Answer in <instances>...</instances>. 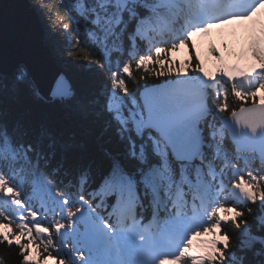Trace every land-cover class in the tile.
Wrapping results in <instances>:
<instances>
[{
    "label": "trees",
    "instance_id": "16d2710c",
    "mask_svg": "<svg viewBox=\"0 0 264 264\" xmlns=\"http://www.w3.org/2000/svg\"><path fill=\"white\" fill-rule=\"evenodd\" d=\"M28 1L37 13L45 45L69 80L73 94L66 100L46 101L21 68L12 75L0 74V127L16 141L31 144L32 155L40 156L42 167L60 180L88 170L93 183L110 167L113 158L121 160L127 169L135 168L137 160L129 155L132 151L126 138L120 139L117 122L105 109V91L110 81L100 59L73 38L61 0ZM154 80L155 75L139 72L131 84L139 87ZM231 103L237 105L235 100ZM242 220L258 241L249 248L238 241L234 232H227L236 256L234 264H264L259 245L264 237V204L252 205ZM24 257L22 248L9 245L0 234L3 264H30Z\"/></svg>",
    "mask_w": 264,
    "mask_h": 264
},
{
    "label": "water",
    "instance_id": "95a60500",
    "mask_svg": "<svg viewBox=\"0 0 264 264\" xmlns=\"http://www.w3.org/2000/svg\"><path fill=\"white\" fill-rule=\"evenodd\" d=\"M19 66L26 68L44 100L72 96L68 80L45 45L40 21L30 2L0 0V73L10 75Z\"/></svg>",
    "mask_w": 264,
    "mask_h": 264
},
{
    "label": "bare ground",
    "instance_id": "6f19581e",
    "mask_svg": "<svg viewBox=\"0 0 264 264\" xmlns=\"http://www.w3.org/2000/svg\"><path fill=\"white\" fill-rule=\"evenodd\" d=\"M247 36H248V33L241 32V33H239L237 35H234V41L237 43V42H239L240 40H242L243 38H245ZM232 41L233 40H227L226 43H233ZM220 44H222V42H220V41H214V42H211L210 44L206 43V46L203 47L202 52L199 55V57L202 58V55H207L208 53L206 51H212V53H214V54L221 55V57H219V58L212 57L211 58L212 59V62H215L217 64L216 59H220L222 61H225L226 57H225L224 53L222 51H220L219 49H215ZM198 52L199 51L197 50L192 55H187V52H186L185 55H187V56H184L181 59H185L186 60V59L192 58V57L196 56L198 54ZM174 69H175V65L170 67V70L171 71H174ZM114 169H115V167H114Z\"/></svg>",
    "mask_w": 264,
    "mask_h": 264
},
{
    "label": "rangeland",
    "instance_id": "374dc122",
    "mask_svg": "<svg viewBox=\"0 0 264 264\" xmlns=\"http://www.w3.org/2000/svg\"><path fill=\"white\" fill-rule=\"evenodd\" d=\"M31 250H32V249H31ZM47 263H51V261L48 260Z\"/></svg>",
    "mask_w": 264,
    "mask_h": 264
},
{
    "label": "snow or ice",
    "instance_id": "6c2138e0",
    "mask_svg": "<svg viewBox=\"0 0 264 264\" xmlns=\"http://www.w3.org/2000/svg\"><path fill=\"white\" fill-rule=\"evenodd\" d=\"M217 239H219V237H217ZM209 251H211V249H209Z\"/></svg>",
    "mask_w": 264,
    "mask_h": 264
}]
</instances>
